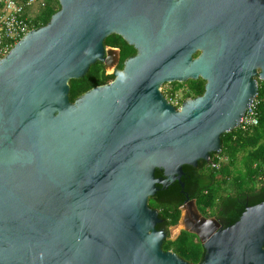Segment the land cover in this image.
<instances>
[{"label": "water", "instance_id": "1", "mask_svg": "<svg viewBox=\"0 0 264 264\" xmlns=\"http://www.w3.org/2000/svg\"><path fill=\"white\" fill-rule=\"evenodd\" d=\"M59 1L0 60V264H264V201L231 226L182 207L172 228L199 237V263L163 248L150 206L184 166L220 154L257 100L264 0ZM113 33L137 55L72 102L71 79L120 58ZM200 78L205 93L180 108L163 93Z\"/></svg>", "mask_w": 264, "mask_h": 264}, {"label": "trees", "instance_id": "2", "mask_svg": "<svg viewBox=\"0 0 264 264\" xmlns=\"http://www.w3.org/2000/svg\"><path fill=\"white\" fill-rule=\"evenodd\" d=\"M40 9L42 15L36 17V27L50 22L52 16L61 9L60 1L46 0L45 6ZM114 36L116 39L114 41L121 39L120 36L119 39L117 35ZM107 42H110V39ZM122 68L123 66H120L114 72L108 73L104 63L93 64L84 77L70 80L71 101L74 102L96 86L113 81ZM166 85L170 88L168 94H164L170 99L174 96L176 98L180 91L183 92L182 98L178 100L182 105L188 98L203 95L206 81L201 78L190 79L185 83L173 82L169 85L166 83L163 87ZM259 86L260 92L257 97L259 124L245 129L239 126L222 135L220 155L224 159L221 161V167L217 169L211 163L208 164V172L201 175L200 189L194 191L190 182L185 179L187 184L185 191L193 192L192 196L196 199L201 213L226 219L225 226H231L239 221L248 206L264 201V81H259ZM180 105L177 107L180 108ZM212 156V159L216 158V154ZM157 176H162L159 170ZM182 189L181 184L173 185V190L161 186L160 191L150 199V206L160 211L161 217L169 226H176L181 220L182 211L173 197L182 192ZM163 248L174 251L191 263L201 262L205 255V248L199 237L186 230H182L176 238L167 239Z\"/></svg>", "mask_w": 264, "mask_h": 264}, {"label": "built area", "instance_id": "3", "mask_svg": "<svg viewBox=\"0 0 264 264\" xmlns=\"http://www.w3.org/2000/svg\"><path fill=\"white\" fill-rule=\"evenodd\" d=\"M46 0H0V60L7 56L12 48L36 27V17L32 14L35 6L43 7ZM168 97V96H167ZM174 105H180L177 94L170 99ZM258 100L247 110L240 122L242 128H248L259 124L257 113ZM181 106V105H180ZM224 158L216 154V158L210 162L214 168L221 167Z\"/></svg>", "mask_w": 264, "mask_h": 264}, {"label": "flooded vegetation", "instance_id": "4", "mask_svg": "<svg viewBox=\"0 0 264 264\" xmlns=\"http://www.w3.org/2000/svg\"><path fill=\"white\" fill-rule=\"evenodd\" d=\"M114 35H117V38H118V36H120V35H118L116 33H113L111 35V38L109 36V38H107L105 40V47L107 49H110V50H113V51H118L119 56H120V58H119L118 55H117V52L114 53L115 54V58L112 61V64H113V67H112L113 71L112 72H114L115 70H117L120 66H123V68H122V70H123L124 67H125L126 60L129 59V58H131V57H133V56H135V55H137V53H138V49L134 45L130 44L123 36H120L121 39L119 41H114V40H116V39H114L115 38ZM109 39H110V42H107ZM201 54H202V51H197V53H195L193 55V57L194 58H197ZM212 155H211V158H213ZM208 164H209V161L201 159L198 162L197 165H186V169L187 170L186 169L184 170V175L181 178L182 180L181 181H174L168 187H166L167 190L170 189V188L173 190V185L181 184V186L183 188L182 189V192H180L178 195H176L175 197H173V199L175 200V202L176 203H179V206H180L181 211H182V207H184L186 205L188 206L192 201H196V199L194 198V196H192L193 195V192H191V191H185L186 186H187V184L185 182V179L190 182V186H191V188L194 191L200 189L201 175H202V173H207L208 172V170H209ZM200 172H201V174H200ZM161 173L163 175V172H161ZM182 215H183V211H182ZM203 215L206 216V217H216L215 215L213 216V215L204 214V213H203ZM216 218H218V220L223 225H226V222H227L226 219L220 218V217H216ZM181 219H182V217H181ZM158 226H160L159 229L165 230L167 232H169L170 231V228L172 227V226H169L164 219H163L162 223H160ZM170 235L171 234H169V237H171Z\"/></svg>", "mask_w": 264, "mask_h": 264}, {"label": "rangeland", "instance_id": "5", "mask_svg": "<svg viewBox=\"0 0 264 264\" xmlns=\"http://www.w3.org/2000/svg\"><path fill=\"white\" fill-rule=\"evenodd\" d=\"M33 13H34V15L37 17V16H39V15H42V11H41V9H40V7L38 8L37 6H35L34 7V9H33ZM32 13V14H33ZM42 17V16H41ZM112 71H113V69H110L108 72L109 73H112ZM185 82H187V81H184V82H180V83H185ZM170 83H168V85H169ZM170 88V86H165V87H162V90H163V93H167L168 94V89ZM182 91H180L179 92V97L180 98H182ZM188 99H192V98H188ZM181 227H182V225H180V226H178V227H175V228H170V233L168 232V234H171L170 236H171V238H176L178 235H179V233H180V229H181Z\"/></svg>", "mask_w": 264, "mask_h": 264}, {"label": "crops", "instance_id": "6", "mask_svg": "<svg viewBox=\"0 0 264 264\" xmlns=\"http://www.w3.org/2000/svg\"><path fill=\"white\" fill-rule=\"evenodd\" d=\"M39 8V7H38ZM33 15H34V13H33ZM35 16V15H34ZM36 17V16H35Z\"/></svg>", "mask_w": 264, "mask_h": 264}]
</instances>
